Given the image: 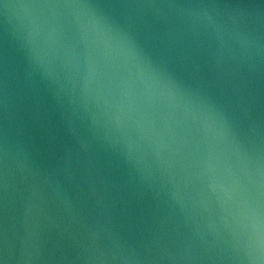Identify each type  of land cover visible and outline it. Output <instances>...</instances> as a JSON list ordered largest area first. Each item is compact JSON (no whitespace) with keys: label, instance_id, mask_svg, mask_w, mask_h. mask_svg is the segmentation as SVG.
Wrapping results in <instances>:
<instances>
[{"label":"water","instance_id":"obj_1","mask_svg":"<svg viewBox=\"0 0 264 264\" xmlns=\"http://www.w3.org/2000/svg\"><path fill=\"white\" fill-rule=\"evenodd\" d=\"M0 264H264V229L0 0Z\"/></svg>","mask_w":264,"mask_h":264}]
</instances>
